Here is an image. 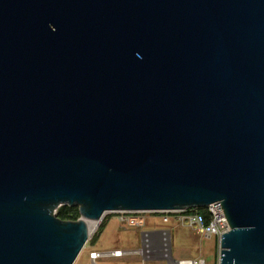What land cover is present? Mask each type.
Listing matches in <instances>:
<instances>
[{"label":"water","instance_id":"95a60500","mask_svg":"<svg viewBox=\"0 0 264 264\" xmlns=\"http://www.w3.org/2000/svg\"><path fill=\"white\" fill-rule=\"evenodd\" d=\"M214 202L220 263L264 264V0H0V264Z\"/></svg>","mask_w":264,"mask_h":264},{"label":"rangeland","instance_id":"374dc122","mask_svg":"<svg viewBox=\"0 0 264 264\" xmlns=\"http://www.w3.org/2000/svg\"><path fill=\"white\" fill-rule=\"evenodd\" d=\"M119 212L105 214L96 230L79 252L73 264H92L89 252L106 251L114 248L139 250L143 245L142 232L158 233L160 238L150 245V252L129 254L119 258H98L95 264H164V259L200 258L205 264L218 261V241L206 237L191 226L177 223L172 217L163 222L160 215L147 212L138 213L139 224H129L120 220ZM166 230L165 233H159Z\"/></svg>","mask_w":264,"mask_h":264},{"label":"built area","instance_id":"2783aa9c","mask_svg":"<svg viewBox=\"0 0 264 264\" xmlns=\"http://www.w3.org/2000/svg\"><path fill=\"white\" fill-rule=\"evenodd\" d=\"M147 213L153 214L157 213L160 215L163 222H167L171 217L180 224L191 226L198 230L206 237L214 236L218 244L220 242L222 234L229 230V225L227 219L224 215L223 208L219 202L211 203L202 208H184V209H175V210H164V211H145ZM121 214L120 220L127 221L129 224H139L136 220L138 213L142 212H119ZM166 230H162L159 233H165ZM150 234L149 232H142L143 245L139 250L136 249H120L114 248L106 251H90L88 258L92 264H95V261L98 258L112 257L118 258L124 255L129 254H141L143 257L145 253L150 252ZM161 236V235H160ZM145 258V257H144ZM167 262L164 264H205V261L200 258H182V259H173L167 258L164 259ZM144 264V263H142ZM221 264L220 259L218 258L217 263Z\"/></svg>","mask_w":264,"mask_h":264},{"label":"trees","instance_id":"16d2710c","mask_svg":"<svg viewBox=\"0 0 264 264\" xmlns=\"http://www.w3.org/2000/svg\"><path fill=\"white\" fill-rule=\"evenodd\" d=\"M152 215H157L153 213ZM55 216L62 220H76L80 217L77 206L61 205L55 210Z\"/></svg>","mask_w":264,"mask_h":264},{"label":"crops","instance_id":"0c3cea01","mask_svg":"<svg viewBox=\"0 0 264 264\" xmlns=\"http://www.w3.org/2000/svg\"><path fill=\"white\" fill-rule=\"evenodd\" d=\"M160 238L158 233H152L150 234V240H151V244L155 243L158 239ZM119 258V257H118Z\"/></svg>","mask_w":264,"mask_h":264},{"label":"bare ground","instance_id":"6f19581e","mask_svg":"<svg viewBox=\"0 0 264 264\" xmlns=\"http://www.w3.org/2000/svg\"><path fill=\"white\" fill-rule=\"evenodd\" d=\"M87 222L91 224V232L93 233L96 230L99 222L98 221H93V222L87 221Z\"/></svg>","mask_w":264,"mask_h":264}]
</instances>
